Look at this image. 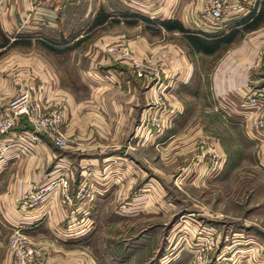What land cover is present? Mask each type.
I'll return each mask as SVG.
<instances>
[{"label": "crops", "instance_id": "0c3cea01", "mask_svg": "<svg viewBox=\"0 0 264 264\" xmlns=\"http://www.w3.org/2000/svg\"><path fill=\"white\" fill-rule=\"evenodd\" d=\"M70 1L28 9V0H0V116L8 99L28 87L42 110L59 105L66 112L62 147L43 132L30 139L24 117L0 135V264H10L8 237L20 220L28 223L21 230L35 249L30 264H120L105 247L103 230L115 221L108 211L119 199L153 188L152 143L168 135L155 138L143 113L159 82L170 81L163 100L174 122L192 128L202 124L204 113L221 112L252 134L255 110L242 100L247 85H264V62H256L264 18L250 30L236 23L264 0H228L216 24L200 20V0ZM231 33L217 46L218 37ZM25 40L29 46L21 47ZM109 45L124 54L107 52ZM136 62L153 71L152 78L137 76ZM188 110L195 111L190 122ZM184 134H172L171 142L183 143ZM158 162L170 164L167 157ZM166 166H159L164 176ZM61 174L71 196L85 177L99 190L88 204L91 228L78 223L74 228L82 230L65 239L54 234L69 212L57 194L26 212L18 205L30 187Z\"/></svg>", "mask_w": 264, "mask_h": 264}, {"label": "rangeland", "instance_id": "374dc122", "mask_svg": "<svg viewBox=\"0 0 264 264\" xmlns=\"http://www.w3.org/2000/svg\"><path fill=\"white\" fill-rule=\"evenodd\" d=\"M49 1L28 0V9L48 8ZM194 112L188 110L185 120L190 122ZM204 115L202 124L192 128L170 117L167 125L152 130L155 138L168 135L152 143L153 188L133 189L119 199L108 211L115 221L103 230L105 247L120 264H195L194 244L206 247L207 233L216 243L205 253L204 264L220 257L233 264H264V160L259 142L230 123L225 113ZM179 131L185 140L178 145L171 135ZM210 145L219 153L216 165L207 150ZM162 147L167 148L163 154ZM159 157H167L170 164L160 165ZM159 166H166L167 175Z\"/></svg>", "mask_w": 264, "mask_h": 264}, {"label": "built area", "instance_id": "2783aa9c", "mask_svg": "<svg viewBox=\"0 0 264 264\" xmlns=\"http://www.w3.org/2000/svg\"><path fill=\"white\" fill-rule=\"evenodd\" d=\"M228 0H200L199 14L200 20L205 23L216 24L222 17L225 10L228 9ZM119 48L115 45H110L107 52H115ZM120 54H124L123 50H119ZM256 62H264V44L257 50ZM136 68V75L142 76L146 72L148 78H152L154 72L145 70L139 63H134ZM170 81L164 83L159 82L153 89V96L148 106L144 109L143 121H147L148 127L153 130H158L168 124L170 116L173 114L171 106H168L163 100V91L169 86ZM154 85V84H153ZM152 85V86H153ZM31 88H24L19 90L16 94L10 97L7 101L5 111L0 116V135L9 132L16 124L20 117H24L26 122L31 125V131L28 132L30 139H37L36 133H45L50 140L57 146L62 147L65 145V135L63 127L66 121V112L62 106H55L51 109L42 110L40 103L37 99L30 94ZM244 105L252 106L255 110V117L251 120L250 129L251 136L259 142L261 147L260 153L262 160H264V85L260 87L246 86L244 97L242 100ZM152 113L150 112L149 109ZM160 113L162 115H158ZM165 114V117L163 115ZM168 115V116H166ZM4 148L0 145V152ZM211 156L213 165H216L220 159L219 153L214 146L207 148ZM99 190L95 189L87 178L78 181L75 186L73 196L70 195L68 188V179L64 174L58 175L53 178L44 180L41 184L33 185L30 187L19 199L18 205L20 210L26 212L28 209L36 207L43 200L57 194L59 203L65 207L68 206L69 212L65 219L64 228L54 230V234L59 238H70L77 235L82 228L75 229L78 223H83L84 228L87 230L91 228V221L86 218L88 214V204L98 194ZM70 207V208H69ZM81 214L83 217L77 218L75 214ZM77 218V219H76ZM28 223L25 220H20L19 223L12 226L10 229L7 248L10 253V264H30L33 260L35 249L32 243L22 233V227ZM83 228V229H84ZM206 234V231H203ZM207 246L203 247L201 242L194 244L196 258L195 264H204L205 253L215 246L213 236L207 233L205 235ZM204 251V252H202ZM226 259V260H225ZM228 257L216 258L211 264H228Z\"/></svg>", "mask_w": 264, "mask_h": 264}, {"label": "trees", "instance_id": "16d2710c", "mask_svg": "<svg viewBox=\"0 0 264 264\" xmlns=\"http://www.w3.org/2000/svg\"><path fill=\"white\" fill-rule=\"evenodd\" d=\"M263 2L264 1L260 2L258 8H256V6L251 7L249 9V12L244 17L240 18L236 24H240L242 29L244 30H250L254 28L264 18V11H263L264 6L262 5ZM133 16L146 20L144 19V17L139 15H133ZM233 34L234 33L228 34L227 36L222 35L221 37H218L216 42L217 46L220 42H229L232 39Z\"/></svg>", "mask_w": 264, "mask_h": 264}, {"label": "water", "instance_id": "95a60500", "mask_svg": "<svg viewBox=\"0 0 264 264\" xmlns=\"http://www.w3.org/2000/svg\"><path fill=\"white\" fill-rule=\"evenodd\" d=\"M29 128H31V125H29Z\"/></svg>", "mask_w": 264, "mask_h": 264}]
</instances>
